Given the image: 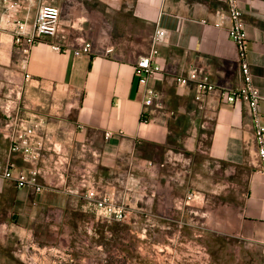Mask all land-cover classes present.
<instances>
[{
  "label": "crops",
  "instance_id": "obj_1",
  "mask_svg": "<svg viewBox=\"0 0 264 264\" xmlns=\"http://www.w3.org/2000/svg\"><path fill=\"white\" fill-rule=\"evenodd\" d=\"M45 1L50 0H0V17L6 2L19 4L17 20L30 29ZM238 1L253 82L264 97V0ZM74 4L56 0L60 32L50 42L69 50L88 42L90 57L76 58L71 51L57 53L51 45L40 44L24 61L15 51L13 26L0 23V264H21L13 256L19 236L32 235L36 224H50L52 215L75 209L79 201L61 193L63 186L78 187L84 180L106 176L109 167L130 154L159 166L166 154H200L223 167L246 169L247 195L241 212L233 227L220 232L254 247L250 254L263 263L264 179L249 112L244 104L221 103L216 93L204 98L202 111L195 88H179L173 80L195 69L216 86L242 85L229 24L215 19L226 11L224 0H75ZM159 29L167 32L157 48L164 71L149 86L161 95L165 109L176 115L164 121L155 114L154 122L144 123L145 89L139 86L134 67L150 53ZM108 50L112 52L107 54ZM260 113L264 123V101ZM24 128L37 130L31 139L40 156L37 163L10 152ZM106 133L112 134L108 141ZM49 164L55 174L39 180L46 188L42 193L20 190L3 177L9 166L17 176L21 171L47 173Z\"/></svg>",
  "mask_w": 264,
  "mask_h": 264
},
{
  "label": "rangeland",
  "instance_id": "obj_2",
  "mask_svg": "<svg viewBox=\"0 0 264 264\" xmlns=\"http://www.w3.org/2000/svg\"><path fill=\"white\" fill-rule=\"evenodd\" d=\"M162 107L164 121L176 115ZM163 165L130 154L94 179L126 204L119 232H110L115 222L85 212L78 200L74 215L56 213L50 224L19 236L13 256L21 264H259L250 254L254 247L220 232L241 212L248 171L200 154H166Z\"/></svg>",
  "mask_w": 264,
  "mask_h": 264
},
{
  "label": "built area",
  "instance_id": "obj_3",
  "mask_svg": "<svg viewBox=\"0 0 264 264\" xmlns=\"http://www.w3.org/2000/svg\"><path fill=\"white\" fill-rule=\"evenodd\" d=\"M56 0L45 1L38 9L33 26L29 29L26 23L17 20L18 12L21 9L19 4L6 2L5 12L0 17V23L6 22L13 27V37L15 51L26 61L33 47L40 44H49L54 52L71 51L76 58L92 55V46L88 42H83L81 47L73 50L66 49L60 45L50 42V38H55L60 32L61 11L55 5ZM226 11L215 15L219 23L229 24L228 35L233 41L238 51L237 62L240 66L242 85L238 88H223L212 84L209 78L201 75L198 70L192 69L184 76L173 77L177 87L185 88L192 85L196 90L195 100L199 103L200 110H205L204 98L211 94H218L221 103L227 105L244 104L251 117L254 142L257 146V160L259 172L264 179V123L260 113V104L264 101L259 90L255 87L250 69L248 35L245 28L244 12L238 0H224ZM167 32L164 29L156 31L150 53L141 57L135 65V76L139 86L145 89V101L142 118L144 123L154 122L156 112L161 117H167L163 112V105L160 102L158 92L149 86L150 80L163 73V68L158 63V46L164 41ZM112 50H108L110 54ZM1 73V71H0ZM29 80V76L25 77ZM173 115V114H170ZM164 120V119H163ZM21 132V131H20ZM36 128L22 129L21 136L14 138L10 148L11 153L20 152L29 163H37L40 156L33 150L31 139L34 138ZM112 138L111 133L105 134L108 141ZM47 173L41 170L32 172L21 171L17 176L13 175L12 167L9 166L3 174L7 180H13L18 189L33 190L35 193L45 191V186L40 183V179L45 176L54 175L55 168L49 164ZM164 166V165H163ZM101 182L95 180H84L78 187L63 186L60 190L64 195L83 200V210L93 214L97 219L109 222H125L127 218L126 204H118L115 193L110 189L100 186ZM261 264H264L261 263Z\"/></svg>",
  "mask_w": 264,
  "mask_h": 264
},
{
  "label": "trees",
  "instance_id": "obj_4",
  "mask_svg": "<svg viewBox=\"0 0 264 264\" xmlns=\"http://www.w3.org/2000/svg\"><path fill=\"white\" fill-rule=\"evenodd\" d=\"M75 213H77L76 211H74V210H67V211H65L62 215H63V218L65 219V218H69L70 216H72V215H74ZM121 226V224L120 223H117V222H115L114 224H113V226H111V227H108L107 229L110 231V232H119V227ZM105 231H104V229L100 232V235L101 236H103V233H104Z\"/></svg>",
  "mask_w": 264,
  "mask_h": 264
}]
</instances>
